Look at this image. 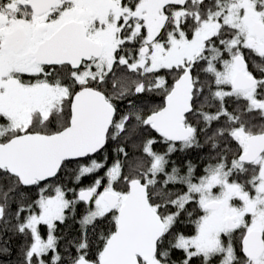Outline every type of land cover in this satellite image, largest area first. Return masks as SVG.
<instances>
[{"label":"snow or ice","instance_id":"obj_1","mask_svg":"<svg viewBox=\"0 0 264 264\" xmlns=\"http://www.w3.org/2000/svg\"><path fill=\"white\" fill-rule=\"evenodd\" d=\"M0 264H264V0H0Z\"/></svg>","mask_w":264,"mask_h":264}]
</instances>
